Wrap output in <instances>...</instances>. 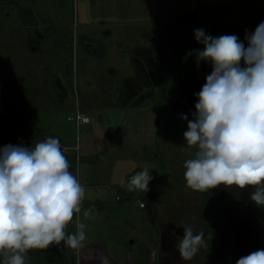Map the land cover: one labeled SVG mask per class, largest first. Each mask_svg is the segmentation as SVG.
<instances>
[{"label": "rangeland", "instance_id": "374dc122", "mask_svg": "<svg viewBox=\"0 0 264 264\" xmlns=\"http://www.w3.org/2000/svg\"><path fill=\"white\" fill-rule=\"evenodd\" d=\"M227 22L247 47L246 32L264 22V0H0V77L9 83L0 82V101L4 116L17 114L32 128L1 124L0 147H31L49 136L72 145L77 126L68 116L79 105L90 117L78 132L86 198L67 227L75 233L85 223L87 238L78 249L54 244L27 264H236L256 251L249 247L255 229L264 249V213L248 187L214 188L206 210L202 193L186 186L184 162L196 149L183 133L193 118L159 92L160 65L163 74L206 79L211 67L195 68L193 55L185 60L197 50L194 30ZM11 71L24 80L10 83ZM64 155L76 176L74 153ZM137 168L149 169L154 184L117 198ZM88 208L94 219H84ZM186 226L203 231L207 243L190 261L176 247Z\"/></svg>", "mask_w": 264, "mask_h": 264}, {"label": "clouds", "instance_id": "9594fccd", "mask_svg": "<svg viewBox=\"0 0 264 264\" xmlns=\"http://www.w3.org/2000/svg\"><path fill=\"white\" fill-rule=\"evenodd\" d=\"M194 36L203 50L190 51L185 60L195 55L197 66L206 61L212 71L183 133L189 151L196 149L184 162L186 186L198 192L251 187V201L264 207V22L251 35L246 32L247 47L236 35L213 37L196 29ZM69 169L58 138L0 147V264H27L30 250L61 242L82 246L87 225L78 222L75 233L67 227L82 211L86 188ZM152 179L145 168L130 178L128 191L146 193ZM93 211L83 210L84 219H94ZM176 247L190 261L207 247L205 233L186 226ZM236 264H264V249Z\"/></svg>", "mask_w": 264, "mask_h": 264}, {"label": "trees", "instance_id": "16d2710c", "mask_svg": "<svg viewBox=\"0 0 264 264\" xmlns=\"http://www.w3.org/2000/svg\"><path fill=\"white\" fill-rule=\"evenodd\" d=\"M206 34L211 35L213 37H219L222 35H236L238 37L239 34V27L235 25L233 22H227L220 26H211L208 30L205 31ZM197 50H203V45L196 43ZM153 60V57H151ZM192 64L195 68L199 70L206 69L207 67H211V64L206 61H201L199 66H197L196 57L195 55L191 58ZM154 65V64H153ZM166 66H159V92L162 93V95H165L167 98V101L170 104H173L179 108L181 106H184L188 108L190 111V114L193 118V113L195 112V104L198 102L197 94L201 90L202 86L204 85L206 79L202 76H189V75H181V76H174L171 75L170 72H167V74H163L164 69ZM1 69H0V75H1ZM12 72V71H11ZM13 78L10 80V83H18L22 82L24 80V77L22 75H18L13 73ZM0 82L2 83L3 88H6V85L8 86L9 83L5 82L4 79H1ZM2 86L0 87V97L2 95ZM4 92H6V89H4ZM4 95H2L3 97ZM8 105L4 104V102L0 101V126L1 124H7L14 126L19 129L23 130H31L32 128L29 127L27 124H25L22 119L17 114H11V117L4 116L5 112L3 110L7 111ZM144 169L137 168L136 170H133L128 175L127 182L125 184H128V181L130 178L135 175L136 173L142 171ZM150 175L153 177V174L150 172ZM155 182V179L150 181L149 185H153ZM123 185L121 187V194L120 199L127 200L132 198L134 194H136V191H128L127 185ZM254 191L253 188L248 187V198L250 199V194ZM203 195V206L207 210L209 209L210 205L215 202V194L212 190L201 192ZM233 199V196H231ZM254 206L264 213V207L257 206L253 201H251ZM212 220V223H215L214 218L210 217ZM222 216L221 219L222 220ZM225 219V218H224ZM219 221V220H218ZM227 223V222H226ZM212 238V237H211ZM263 240V232L260 229H255L252 231L250 237H249V247L252 250H257L261 247ZM44 250H30L27 254V257H35L39 258L43 256ZM183 264V263H182Z\"/></svg>", "mask_w": 264, "mask_h": 264}, {"label": "built area", "instance_id": "2783aa9c", "mask_svg": "<svg viewBox=\"0 0 264 264\" xmlns=\"http://www.w3.org/2000/svg\"><path fill=\"white\" fill-rule=\"evenodd\" d=\"M68 119L70 120H74L77 126V135H76V141L74 144L72 145H67L64 143H61L62 145V149L63 151H68L71 150L74 155H73V159L75 161V170H76V177L79 179V162L81 160L80 158V154H79V129L82 125L88 124L90 122V117L89 115L85 112V110H83L81 107H79V105H76L75 107V111L68 116ZM22 144L25 145L26 141L23 140ZM120 196L117 195V198H119ZM139 206L140 207H144L145 206V202L144 201H139Z\"/></svg>", "mask_w": 264, "mask_h": 264}, {"label": "crops", "instance_id": "0c3cea01", "mask_svg": "<svg viewBox=\"0 0 264 264\" xmlns=\"http://www.w3.org/2000/svg\"><path fill=\"white\" fill-rule=\"evenodd\" d=\"M33 36H34V35H33ZM36 37H38L40 41H41V40H42V38H43V36H42V35H40V34H39L38 36H36ZM36 37L34 36V37H32V39L34 40V38H36ZM60 143H63V142H61V141H60Z\"/></svg>", "mask_w": 264, "mask_h": 264}]
</instances>
